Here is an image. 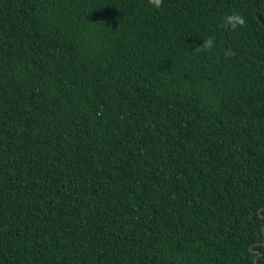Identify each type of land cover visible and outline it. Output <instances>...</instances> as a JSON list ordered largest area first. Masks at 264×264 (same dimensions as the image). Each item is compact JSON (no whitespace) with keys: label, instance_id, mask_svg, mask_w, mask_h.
I'll return each mask as SVG.
<instances>
[{"label":"trees","instance_id":"16d2710c","mask_svg":"<svg viewBox=\"0 0 264 264\" xmlns=\"http://www.w3.org/2000/svg\"><path fill=\"white\" fill-rule=\"evenodd\" d=\"M257 14L0 0V264H264Z\"/></svg>","mask_w":264,"mask_h":264},{"label":"clouds","instance_id":"9594fccd","mask_svg":"<svg viewBox=\"0 0 264 264\" xmlns=\"http://www.w3.org/2000/svg\"><path fill=\"white\" fill-rule=\"evenodd\" d=\"M149 5L155 9H162L164 7V0H148ZM247 25L246 17L238 10H233L230 13L224 15L221 21V27L236 31L239 28H243ZM203 43L196 48L198 52H209L211 51L216 44V37L214 35L208 36L206 39H202ZM225 55H231V50L226 49Z\"/></svg>","mask_w":264,"mask_h":264},{"label":"water","instance_id":"95a60500","mask_svg":"<svg viewBox=\"0 0 264 264\" xmlns=\"http://www.w3.org/2000/svg\"><path fill=\"white\" fill-rule=\"evenodd\" d=\"M257 17H258V19L260 20V22L262 23V25L264 26V19L261 17V15L260 14H257ZM261 210L259 209V212H260ZM263 234H264V226H263ZM260 243H264V237H263V240L260 242ZM250 250L252 251V252H255V255H254V262H255V264H257V260H258V257L261 255V250L260 249H258V248H253V245H250Z\"/></svg>","mask_w":264,"mask_h":264}]
</instances>
